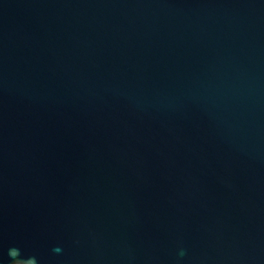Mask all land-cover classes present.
Returning <instances> with one entry per match:
<instances>
[{"label":"water","instance_id":"1","mask_svg":"<svg viewBox=\"0 0 264 264\" xmlns=\"http://www.w3.org/2000/svg\"><path fill=\"white\" fill-rule=\"evenodd\" d=\"M0 264H264V0H0Z\"/></svg>","mask_w":264,"mask_h":264},{"label":"clouds","instance_id":"2","mask_svg":"<svg viewBox=\"0 0 264 264\" xmlns=\"http://www.w3.org/2000/svg\"><path fill=\"white\" fill-rule=\"evenodd\" d=\"M11 255H13V257L15 258L17 256L16 252H12Z\"/></svg>","mask_w":264,"mask_h":264}]
</instances>
